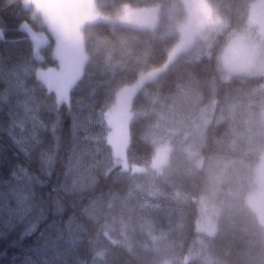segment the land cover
Returning <instances> with one entry per match:
<instances>
[{
    "label": "trees",
    "instance_id": "trees-1",
    "mask_svg": "<svg viewBox=\"0 0 264 264\" xmlns=\"http://www.w3.org/2000/svg\"><path fill=\"white\" fill-rule=\"evenodd\" d=\"M153 6L152 30L91 25L96 10ZM37 12L34 0H0V264H264V224L249 206L264 72L228 76L221 58L232 32L264 43V0H205L189 16L183 0H56L62 43L88 57L68 103L55 88L60 39ZM206 17L224 26L207 35ZM24 26L50 43L37 52ZM181 40L168 72L114 107ZM159 141L172 147L167 168L134 173ZM203 199L220 215L212 238L197 231Z\"/></svg>",
    "mask_w": 264,
    "mask_h": 264
},
{
    "label": "rangeland",
    "instance_id": "rangeland-1",
    "mask_svg": "<svg viewBox=\"0 0 264 264\" xmlns=\"http://www.w3.org/2000/svg\"><path fill=\"white\" fill-rule=\"evenodd\" d=\"M34 1L38 7L37 13L42 17L44 24H49L50 32L56 38H58V40L60 39L58 44L59 55L57 56L59 64L58 69L60 70V73L55 80V88L58 92L60 101L68 103L71 94L70 88L73 87L69 85V79L72 75L74 80L77 81L83 75L88 57L83 50L81 54L83 57L78 61L75 59V55L72 54L71 48L62 43L61 34L54 23V8L56 5V0ZM183 3L189 16L192 14V11H194V8L197 5H205V0H183ZM256 8L257 6L254 7L253 10H256ZM159 12L160 11L157 6L147 8L126 7L121 11L117 18H107L101 13L99 14L96 10L91 14V25L112 24L136 30H152L158 24ZM215 21H218V26L207 27L209 29L206 32L207 35L221 30V27L224 26L221 20L218 19ZM184 25L185 22L182 23L180 28L182 29ZM24 31L28 33V36L34 43L37 52L47 46L51 41L49 34L36 32L29 26H24ZM242 32L243 33L235 31L231 33L230 41L225 47L221 56L223 68L227 72L228 76H239L243 74L264 72V43L261 41L262 38L258 36L257 32H252L249 29L243 30ZM199 42L200 40L197 42V44ZM184 43L185 41L183 40L182 42L181 40L180 44L170 52L168 61L164 65L144 73L134 83L120 90L115 100L114 107L117 106L121 111L129 109L135 95L144 86L156 81L159 77L166 74L170 67L180 57H182L181 55L184 54ZM204 45L206 47H210L211 39H206L204 41ZM122 130L123 131L120 141L124 143L127 140L126 131L124 129ZM117 134L118 130H116L113 134L115 140ZM114 143L116 142L114 141ZM156 151L157 154L152 164L148 167L134 168L133 170L136 171L134 173H145L152 171V173L163 172L169 165L172 147L168 142L159 141L157 143ZM123 160L125 161V159ZM123 165V169L127 170L125 162ZM256 182L257 188L249 198V206H251V210L256 212L264 224V207L261 206L264 201V154L262 155L260 164L256 168ZM199 211L200 219L197 223V231L207 238L214 237L218 229V221L220 219L219 212L210 207V204L206 199L202 200Z\"/></svg>",
    "mask_w": 264,
    "mask_h": 264
},
{
    "label": "clouds",
    "instance_id": "clouds-1",
    "mask_svg": "<svg viewBox=\"0 0 264 264\" xmlns=\"http://www.w3.org/2000/svg\"><path fill=\"white\" fill-rule=\"evenodd\" d=\"M203 26L205 27H216L218 26V21H215L209 17L204 18L202 21Z\"/></svg>",
    "mask_w": 264,
    "mask_h": 264
},
{
    "label": "flooded vegetation",
    "instance_id": "flooded-vegetation-1",
    "mask_svg": "<svg viewBox=\"0 0 264 264\" xmlns=\"http://www.w3.org/2000/svg\"><path fill=\"white\" fill-rule=\"evenodd\" d=\"M193 44V43H192Z\"/></svg>",
    "mask_w": 264,
    "mask_h": 264
}]
</instances>
